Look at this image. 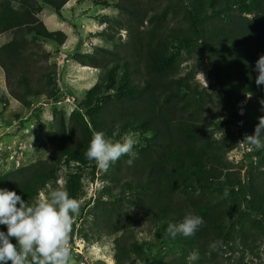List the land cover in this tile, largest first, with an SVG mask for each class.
<instances>
[{"label": "trees", "instance_id": "trees-1", "mask_svg": "<svg viewBox=\"0 0 264 264\" xmlns=\"http://www.w3.org/2000/svg\"><path fill=\"white\" fill-rule=\"evenodd\" d=\"M71 1L41 0L60 18ZM42 4L0 1V36L13 35L0 48V66L9 78L18 72L22 91L14 95L27 107L43 96L60 99L54 71L45 73L44 89L35 88L29 78L32 65L37 67L31 48H39V42L63 47L67 41L64 32L49 31L39 19ZM114 7L121 18H106L105 23L118 32L102 35L114 49L75 57L84 67L102 70L99 82L68 122L60 113L48 138L50 158L0 176V189L15 191L31 205L42 191L60 188L58 173L64 165L91 167L95 161L84 153L94 132H103L112 142L138 134L133 164L126 163L127 155L111 164L106 179L112 185L101 195L107 197V207L97 217L105 235H119L116 264L145 260L152 245L136 238V228L149 222L156 236L165 238L168 226L182 222L188 211L204 220L195 235L165 238L187 246L186 257L196 253V261L187 263L183 257V264H213L216 250L210 243L220 245L229 225L241 219L244 223L247 217L237 240L252 250L258 239L264 241V149L251 150L261 161L251 164L245 176L244 169L233 168L228 155L241 145L249 148L240 142L254 134L258 117L264 116V85H256L254 71L264 55V0H119ZM122 31L127 32L125 41ZM200 72L210 81L208 88L198 83ZM247 98L240 114L239 105ZM0 103L9 105L2 89ZM220 132L227 137L218 139ZM92 167L97 169L96 164ZM79 183L78 176L68 179L64 191L70 198L81 197ZM123 203L129 209L119 207ZM0 231L6 232V226L0 225ZM83 238L95 242L88 235Z\"/></svg>", "mask_w": 264, "mask_h": 264}, {"label": "rangeland", "instance_id": "rangeland-1", "mask_svg": "<svg viewBox=\"0 0 264 264\" xmlns=\"http://www.w3.org/2000/svg\"><path fill=\"white\" fill-rule=\"evenodd\" d=\"M1 1V0H0ZM41 4V0H38ZM119 0H72L62 12V18L55 11L42 4L43 10L39 19L51 31H61L67 36L63 47L49 42H39V48H31L37 56L33 57L37 67L32 65L31 77L35 88H47L45 73L54 71L59 88V102L49 100L43 96L32 99L30 106H24L14 94L19 89L20 76L13 73L7 77L6 71L0 66V89L9 100V105L0 103V176H4L21 168L29 167L40 161L48 160L52 154L49 135L57 129V118L63 114L66 122L73 111L80 106L86 93L91 90L103 75L102 70L84 67L76 60L79 53L92 54L99 48L113 50L114 45L105 40L104 33L116 34L118 31L110 30L105 23L106 18L120 19L121 14L114 5ZM122 41L127 39V32L120 33ZM13 38L11 33L0 36V48L8 44ZM38 52V53H36ZM192 62L186 63L187 67ZM198 83L208 88L210 81L200 72L197 76ZM41 84V86L39 85ZM18 90V91H17ZM246 101L239 105L240 114L245 112ZM227 132L216 134L218 139H225ZM134 145L140 141L138 134H130ZM126 137V136H125ZM123 139L121 142H123ZM246 145H241L228 155V160L236 171L246 175L251 164H260L261 159L252 157ZM91 167H81L72 163L64 165L59 175L58 186L65 190L68 179L72 176L80 177L81 197L79 198V212L72 214V229L68 237V247L71 250L69 264H116V239L119 235H105L101 231L99 213L105 209L107 197L101 196L104 188L111 186L112 181L106 179L111 174V164L106 172L94 171ZM51 188L40 193L41 198L47 196ZM120 192L116 190V193ZM43 194V195H41ZM129 209L128 203L119 206ZM110 208V206H108ZM136 213V212H134ZM236 214V212H235ZM234 217V216H233ZM248 218V217H247ZM247 218L235 221L228 227L229 235L220 245L216 244V257L213 264H264V241L258 239L252 250L241 245L237 239L241 234V224L245 227ZM156 228L149 222L135 229V236L139 241L151 243L144 261H135L134 264H183V257L189 251L187 246L170 239L156 236ZM88 235L94 242L89 244L83 237ZM100 237V240L98 241ZM252 242V239H251ZM212 245V243H210ZM212 256H210L211 258ZM183 258V259H182ZM187 263L197 260L196 253L186 257ZM178 261V262H177Z\"/></svg>", "mask_w": 264, "mask_h": 264}, {"label": "clouds", "instance_id": "clouds-1", "mask_svg": "<svg viewBox=\"0 0 264 264\" xmlns=\"http://www.w3.org/2000/svg\"><path fill=\"white\" fill-rule=\"evenodd\" d=\"M254 71L257 73L256 85H264V55L256 61ZM251 96L249 92L247 97L250 99ZM260 103L264 105V100ZM258 120L254 134H246L240 142L249 145L250 151L253 148L264 149L261 139L264 137V116L258 117ZM134 143L131 135L124 137L123 142H112L105 138L103 132H94L84 155L88 161H95L98 170L106 172L110 164L125 155L129 157L126 163L129 166L133 164L137 158V153L133 151ZM224 179L220 177L221 182ZM224 194H229L227 188ZM78 212V200L70 198L60 188L50 191L43 198L37 196L31 205L15 191L0 189V225L7 228L6 232L0 231V264H69L71 250L68 237L72 229V214ZM203 224L202 217L188 211L182 222L168 226L165 238H175L178 234L194 236ZM216 243L219 242L210 247L215 248Z\"/></svg>", "mask_w": 264, "mask_h": 264}]
</instances>
